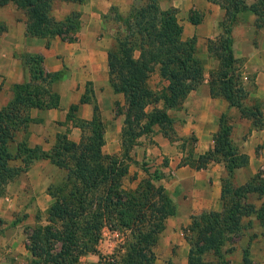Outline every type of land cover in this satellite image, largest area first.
Returning a JSON list of instances; mask_svg holds the SVG:
<instances>
[{
    "label": "crops",
    "instance_id": "crops-1",
    "mask_svg": "<svg viewBox=\"0 0 264 264\" xmlns=\"http://www.w3.org/2000/svg\"><path fill=\"white\" fill-rule=\"evenodd\" d=\"M147 0H84L63 8L58 15L64 19L72 10L81 13L82 25L75 40L56 36L47 39L27 33L28 16L17 4L0 6V20L7 30L0 35V109L13 98V86L31 79L25 55L40 54L47 73L62 71L63 77L52 84L60 96V105L51 108L31 107L30 121L19 133L29 147H40L51 153L60 138L80 144L91 133L89 124L95 115L104 125L103 154L117 159L126 172L120 182L126 190L137 189L150 179L176 205V212L164 221L154 246V264H189L188 233L195 217L205 212H223L228 199L223 195V178L229 172L225 162L209 156L215 149L216 136L221 131V118L231 126V140L248 163L235 170L237 187L248 185L259 174L264 176V14L251 9L258 0H242L233 9L230 0H158L161 9L172 8L183 28L182 39L195 40V57L203 66L202 80L192 88L179 106L166 108L163 98L149 103L146 111L167 109L173 123L167 129L159 124L142 133L127 149L124 132L127 127L128 104L123 92L115 90L118 83L110 66L112 54L127 33L123 20L138 2ZM243 5V6H242ZM246 5V6H244ZM234 10V20L229 15ZM14 15L8 16V13ZM194 13L197 22L190 17ZM7 13V14H6ZM25 13V14H24ZM231 26L233 55L237 60L239 84L243 87L241 100L245 106L259 111L243 114L221 94L217 73L221 69L220 52L213 46L225 34L223 24ZM139 60L142 50L138 44L131 51ZM169 80L161 74L160 66L150 74L146 86L161 92ZM20 173L3 184L0 192V264H31L32 253L27 248L29 236L37 225H45L48 211L56 200L55 187L67 182L68 170L50 157L27 163L23 157L9 162ZM249 201L259 208L264 196L249 193ZM247 225L234 244L224 251L231 264H264V222L256 215L244 218ZM119 237L120 248L129 229L105 225L97 244L98 252L80 257L98 262L103 232ZM118 232V235L116 234Z\"/></svg>",
    "mask_w": 264,
    "mask_h": 264
},
{
    "label": "trees",
    "instance_id": "trees-1",
    "mask_svg": "<svg viewBox=\"0 0 264 264\" xmlns=\"http://www.w3.org/2000/svg\"><path fill=\"white\" fill-rule=\"evenodd\" d=\"M10 2L26 11V31L33 36L47 39L56 36L75 40L81 29L79 11H72L64 19L50 15V0H0V5ZM233 9L239 8L242 0H230ZM243 6V5H242ZM246 6V5H244ZM255 12L264 14V0L251 5ZM116 18L123 20L127 33L120 40L117 54H112L110 66L118 83L117 92L126 96L128 109L125 123V146L129 149L142 133L150 132L159 124L167 129L173 120L167 109L146 111L149 103L163 98L166 108L179 106L203 78V66L195 57V40H183V28L175 10L161 9L158 0L135 3L127 17H121L113 9ZM190 19L197 22L192 15ZM233 21L234 10L229 15ZM223 34L213 49L220 52L221 94L231 105L240 107L243 114L259 111L242 103L243 87L239 84L237 60L233 55L231 26L223 24ZM7 30L0 20V35ZM140 46L139 60L131 51ZM31 79L13 86L14 98L0 109V192L3 184L20 173L19 168L9 166L10 160L23 157L27 163L38 158L50 157L56 164L68 170V191L55 187V202L48 211V223L37 225L29 236L27 248L32 253L31 264H80V257L89 252H98L97 244L105 225L115 229H129V235L121 248L112 255H100L92 264H154V246L163 229L165 219L175 214L176 205L150 179L135 190L121 187V178L126 172L117 159L108 161L102 152L104 125L98 115L89 123L91 133L80 144L60 138L51 153L40 147H29L19 133L30 121L31 107L51 108L60 105V96L52 84L63 77L62 71L47 73L40 54L25 55ZM159 65L161 74L169 84L161 92L146 86L150 74ZM225 162L228 176L223 178V195L228 199L223 212H205L195 217L188 233L190 243L189 264H231L224 247L234 244L243 234L244 218L256 215L264 222V203L257 208L249 201V193L264 196V176L258 175L248 185L237 187L233 176L235 170L248 163V157L239 152L231 140V126L226 117L221 118V131L216 136L215 149L208 154ZM65 190V189H64Z\"/></svg>",
    "mask_w": 264,
    "mask_h": 264
},
{
    "label": "rangeland",
    "instance_id": "rangeland-1",
    "mask_svg": "<svg viewBox=\"0 0 264 264\" xmlns=\"http://www.w3.org/2000/svg\"><path fill=\"white\" fill-rule=\"evenodd\" d=\"M83 1L84 0H50V2H51L50 15L53 16L54 18L58 19L57 18L58 15L62 14V13H59V12H65V10H63V8H72L74 2L83 3ZM0 6H5V5H0ZM72 11H78V10H72ZM6 12L8 13V16H11V15L13 16L14 15L13 13H11V11L10 12L6 11ZM55 12L58 15L57 14L55 15ZM70 13H68V14H70ZM26 15H27V13H26ZM193 15H198V14L193 12ZM59 189L62 190V191H68L67 190L68 189V185L65 182H61L60 185H59ZM118 239H119V237H117V236L113 235L112 233L108 232V229L105 230L103 232L102 240H107V242L103 241V242L100 243V251H101V253L110 254V253L117 252L120 249V241ZM90 263H91L90 260H85L82 264H90Z\"/></svg>",
    "mask_w": 264,
    "mask_h": 264
},
{
    "label": "built area",
    "instance_id": "built-area-1",
    "mask_svg": "<svg viewBox=\"0 0 264 264\" xmlns=\"http://www.w3.org/2000/svg\"><path fill=\"white\" fill-rule=\"evenodd\" d=\"M262 171L264 172V167H263ZM116 234L118 235V232H116Z\"/></svg>",
    "mask_w": 264,
    "mask_h": 264
}]
</instances>
